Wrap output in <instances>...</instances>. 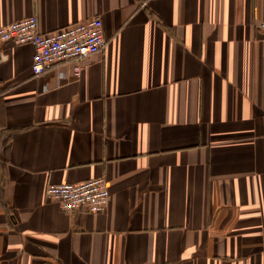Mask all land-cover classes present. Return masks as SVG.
I'll return each mask as SVG.
<instances>
[{"label":"crops","instance_id":"1","mask_svg":"<svg viewBox=\"0 0 264 264\" xmlns=\"http://www.w3.org/2000/svg\"><path fill=\"white\" fill-rule=\"evenodd\" d=\"M32 16L109 44L39 78L2 47L0 264H264V0H0ZM102 177V213L46 197Z\"/></svg>","mask_w":264,"mask_h":264},{"label":"built area","instance_id":"2","mask_svg":"<svg viewBox=\"0 0 264 264\" xmlns=\"http://www.w3.org/2000/svg\"><path fill=\"white\" fill-rule=\"evenodd\" d=\"M258 28L264 35V20ZM7 43L35 48L32 71L34 77L39 78L62 64L80 62L104 52L109 40L100 17L42 33L38 18L32 16L0 27V54ZM81 71L78 66L76 75ZM46 197L57 202L65 212L102 213L108 207L110 194L107 181L102 177L79 183L50 184Z\"/></svg>","mask_w":264,"mask_h":264}]
</instances>
